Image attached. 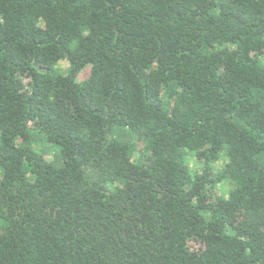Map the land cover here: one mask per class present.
Here are the masks:
<instances>
[{
    "label": "trees",
    "instance_id": "trees-1",
    "mask_svg": "<svg viewBox=\"0 0 264 264\" xmlns=\"http://www.w3.org/2000/svg\"><path fill=\"white\" fill-rule=\"evenodd\" d=\"M0 264H264V0H0Z\"/></svg>",
    "mask_w": 264,
    "mask_h": 264
}]
</instances>
